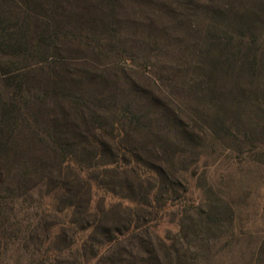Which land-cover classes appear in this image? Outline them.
<instances>
[{
	"label": "rangeland",
	"instance_id": "1",
	"mask_svg": "<svg viewBox=\"0 0 264 264\" xmlns=\"http://www.w3.org/2000/svg\"><path fill=\"white\" fill-rule=\"evenodd\" d=\"M61 8L54 17L73 30L59 51L65 67L29 77L43 83L56 70L98 118L86 125L53 100L40 125L19 134H98L107 154L100 164L121 147L132 151L124 161L157 171L139 182L125 173L106 179L116 194L154 199L152 208L106 217L109 229L136 220L146 248L125 240L130 253L150 248L153 264H264V0H70ZM37 178L4 193L0 264H41L49 247L41 238L57 230L46 226L70 218L48 215L57 201ZM116 203L94 188L93 208ZM72 250L56 263L77 264Z\"/></svg>",
	"mask_w": 264,
	"mask_h": 264
},
{
	"label": "trees",
	"instance_id": "2",
	"mask_svg": "<svg viewBox=\"0 0 264 264\" xmlns=\"http://www.w3.org/2000/svg\"><path fill=\"white\" fill-rule=\"evenodd\" d=\"M69 1L0 0V213L5 192L22 189L38 177L41 186L48 187L47 197L57 201L47 212L48 215L70 217L69 220L64 217V221H54L46 226L48 229L57 227V230L52 232V236L48 233L41 238V247L45 244L49 246L41 252V264H57L58 257L66 256L72 249L78 253L77 264H153L150 248L143 250V255H147L144 258L141 253L132 254L122 246L127 240L128 243L137 242L142 248L145 247V241L140 238L142 231L131 226L136 220L130 219L128 227L112 229L107 227L105 220L109 213H117V209L133 212L136 208H152L154 202L152 198L138 201L116 194L110 180L120 175L119 180L122 181L125 173L139 182L155 175L156 170L124 161L125 153L132 151L120 146L116 147L120 149V156L114 155L110 158L114 159L111 162L100 164L97 160L107 154L98 150V146L102 145L98 134H19L23 127L40 125V112L43 107L52 105L53 100L60 111L68 115L74 113L76 120L86 125L91 119L98 118L94 112L88 111L89 102H82L86 100L85 96L74 93L70 85H65L66 76L62 77L56 70L55 78L48 76L43 83L29 77L30 72L44 67L52 70L64 66L59 51L70 39L68 37L73 30L65 28L54 15L55 8H63ZM86 114L89 119H85ZM28 145L38 148L36 154L41 155V165L35 162L36 154L24 151ZM86 146L95 151L89 152ZM84 153L89 161L87 163L79 160ZM106 179H110L108 183ZM96 186L115 196L117 203L107 208H93V190ZM131 186L127 183L129 190H133ZM152 189L148 188V196ZM126 199L129 204L123 205ZM70 228H75L72 240L68 238V243L61 249L59 242H65V232ZM164 245L165 241L162 242ZM171 248L175 254H179L174 244H171Z\"/></svg>",
	"mask_w": 264,
	"mask_h": 264
}]
</instances>
